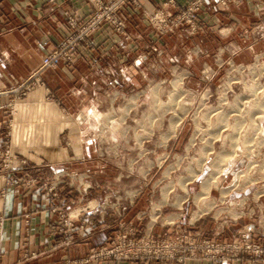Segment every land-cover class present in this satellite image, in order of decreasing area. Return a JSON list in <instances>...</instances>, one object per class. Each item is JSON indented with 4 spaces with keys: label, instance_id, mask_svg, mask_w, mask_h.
<instances>
[{
    "label": "rangeland",
    "instance_id": "rangeland-1",
    "mask_svg": "<svg viewBox=\"0 0 264 264\" xmlns=\"http://www.w3.org/2000/svg\"><path fill=\"white\" fill-rule=\"evenodd\" d=\"M250 3L262 8L260 2ZM205 10L193 30L180 28L174 38L169 37L174 32L163 33L139 16L147 39L142 36V52L129 56L126 66L137 84H103L93 100L97 111L70 114L52 92L44 100L55 106L56 116H70L71 124L87 126L93 160H74L67 126L57 141L73 159L42 168L31 164L28 173V162L12 145L14 130L7 141L2 129L0 172H20L12 179L46 193L53 188L50 195L57 186H70L80 203L86 201L88 187L95 194L94 208L114 212V235L131 229L137 236L149 234L167 242L176 251L173 259L185 258L173 263L264 260L244 252L245 244L264 247V242L253 241L250 231L242 229L243 218L264 215V11L252 17L223 9L225 18L210 19L206 26L200 18ZM125 32L127 38L119 41L138 46L127 26ZM6 151L9 161L4 160ZM136 205L141 222L152 219L165 227L144 233L124 220V212ZM87 221L78 230L93 223L91 217ZM242 235L247 240H240ZM235 243L242 249L238 253Z\"/></svg>",
    "mask_w": 264,
    "mask_h": 264
},
{
    "label": "crops",
    "instance_id": "crops-1",
    "mask_svg": "<svg viewBox=\"0 0 264 264\" xmlns=\"http://www.w3.org/2000/svg\"><path fill=\"white\" fill-rule=\"evenodd\" d=\"M166 0H138L140 10L127 12L128 31L133 32L138 46L130 47L121 43L117 35L108 27H101L93 36L95 48L90 52L85 62L76 60L71 67L58 64L54 69L42 72V80L50 91L62 102L66 112L97 111L93 100L103 84L121 87L129 82L136 85V78L127 72V59L131 55L142 52V36L147 39V28L139 22V13L144 10L152 12ZM177 6H183L190 0H173ZM260 2L262 8L256 10V5L249 0H241L240 4L230 5L232 12H243L254 17L256 11H264V0ZM260 6V4L258 5ZM64 12L84 18L91 13L87 0H0V89L8 88L18 80L24 78L28 72L36 68L41 56L54 48L67 30L64 24ZM226 11L220 7L208 5L200 14L202 23L208 26L211 20H222ZM172 34V35H171ZM174 38L176 33H171ZM168 37V38H169ZM167 38V37H166ZM134 43V44H136ZM134 53H129V49ZM138 49V50H137ZM104 82V83H103ZM3 98H0V136L4 129ZM55 106L45 102L40 96L30 95L18 104L15 117L12 145L19 150L20 155L30 166L48 162L68 161L71 158L57 141L59 131L70 126L67 139L73 145L76 158L74 160H93L94 156L89 146L93 141L85 138L87 126L85 124H71L70 116L55 115ZM108 108L106 109V111ZM78 120V118H77ZM76 126V128H75ZM78 129L80 132L75 133ZM43 128V131L40 129ZM82 144V145H81ZM20 176V172H15ZM14 172H0V190L3 188V198L0 199V264H66L82 258L90 249L109 242L114 235L115 218L111 210L94 208L93 190L86 187V201L80 203L74 188L57 186L52 198L41 187L27 186L23 183L8 185L7 179L15 175ZM24 172H22L23 174ZM43 174V171L41 172ZM46 173V172H45ZM34 174V173H33ZM41 174V175H42ZM73 189V190H72ZM68 207L69 216L74 217L84 209L94 208L81 214V217L92 218L89 226L83 230H75V243L66 249L48 247L49 230L53 223H57V216L50 211L58 200ZM93 201V202H92ZM264 203V200H263ZM69 204V205H68ZM139 206L126 210L124 220L130 221L137 227L143 228L144 233H158L165 226L155 224L150 219L141 222L142 212ZM264 209V205L262 204ZM85 211V210H84ZM123 213V214H124ZM264 214V211H263ZM247 218L243 230L250 231V238L255 242H264V215L256 219ZM245 219V220H244ZM235 222L232 220V223ZM243 222V223H244ZM249 223H253L249 227ZM236 224V223H235ZM233 225V224H231ZM137 227V228H138ZM235 227L232 226L231 230ZM233 231V230H232ZM233 234V233H232ZM231 234V235H232ZM26 250L35 253V257L28 262H22L21 257ZM86 264H178L173 262H159L154 260L136 261H107L90 262ZM179 264H212L205 260H185ZM221 264H264V260L251 262H231Z\"/></svg>",
    "mask_w": 264,
    "mask_h": 264
},
{
    "label": "built area",
    "instance_id": "built-area-1",
    "mask_svg": "<svg viewBox=\"0 0 264 264\" xmlns=\"http://www.w3.org/2000/svg\"><path fill=\"white\" fill-rule=\"evenodd\" d=\"M87 2L90 4L91 13L84 18H80L69 12H64V24L67 32L62 36L59 43L41 56L39 65L30 70L24 78L8 88L0 89V98L4 100L1 107L5 115L4 129L7 130V141H10L13 136L14 116L18 104L30 95L40 96L45 101L49 99L51 91L41 77L44 70L54 69L60 63L66 67H71L76 60L84 63L88 59V54L95 48L92 36L103 26L112 30L118 38H127L125 32L127 12H138L140 10L138 0H87ZM240 2L241 0H190L186 5L179 7L173 0H166L152 12L140 11L139 16L140 19L143 16L148 18L157 29H162L163 33L174 32L184 27L193 30L198 24L199 12L203 11L208 5L219 6L223 10L228 9L230 5L236 6ZM3 156L5 161L10 160L9 151H6ZM24 176L25 172L22 174V178ZM6 182L8 185H17L24 181L10 178ZM52 189H47L49 195ZM3 195L2 188L0 199L3 198ZM50 196L56 198L57 195L55 193ZM63 207V203L59 199L56 206L50 209L58 218L57 223H53L49 230L48 247L50 248L66 249L70 247L75 243L73 235L76 228L75 223L79 224L77 229H80L83 223L89 222L87 221L88 218L81 217L82 211L71 217L68 211L63 212ZM88 210H93V208H88ZM135 233L131 229H120L109 242L90 249L85 258L66 264L136 260H154L165 263L168 261L180 262L185 259L184 257L173 259L176 251L171 249L169 243H161L149 234L137 236ZM239 239L247 240L244 235L240 236ZM232 247L235 253L242 250L241 246L236 243ZM243 250L244 252H250L254 258H264V247L245 244ZM218 251L221 255V246ZM235 255L237 256V254ZM35 256V253H28L24 250L21 260L22 262H28Z\"/></svg>",
    "mask_w": 264,
    "mask_h": 264
},
{
    "label": "bare ground",
    "instance_id": "bare-ground-1",
    "mask_svg": "<svg viewBox=\"0 0 264 264\" xmlns=\"http://www.w3.org/2000/svg\"><path fill=\"white\" fill-rule=\"evenodd\" d=\"M263 111V110H262ZM261 114H262V112H261ZM256 116V115H255Z\"/></svg>",
    "mask_w": 264,
    "mask_h": 264
}]
</instances>
